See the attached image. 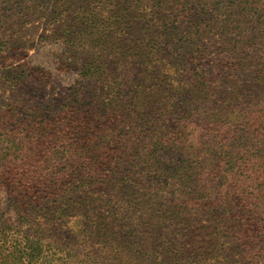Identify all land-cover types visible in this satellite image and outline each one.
I'll return each instance as SVG.
<instances>
[{"label":"trees","instance_id":"trees-1","mask_svg":"<svg viewBox=\"0 0 264 264\" xmlns=\"http://www.w3.org/2000/svg\"><path fill=\"white\" fill-rule=\"evenodd\" d=\"M1 1L7 9L0 12H8L16 27L38 15L55 20L68 9L56 0ZM90 1L93 10H83L90 21L84 31L92 28L85 34L91 39L83 46V62L65 64L80 71L77 86L83 92L71 90L69 120L53 126L80 132L83 157L54 162L39 157L31 166L37 172L19 177V189L0 201V264H257L249 262L242 245L261 232V220L253 216L262 198L254 193L259 184L251 192L245 189V229L236 228L237 214L228 218L225 206L210 210L213 185L214 201L231 197L222 191L231 170L223 168V179L215 176L213 151H203L204 142L187 144L179 123L197 124L213 146L245 154V174L263 177L264 106L254 104L257 96L248 99L264 82V50L252 54L264 44V0ZM240 10H245V28L250 30V19L255 32L251 37L245 30L250 65L247 61L235 75L213 70L203 62L205 43L215 31L222 30L220 37L229 26L240 25ZM187 55L195 61L192 68L181 64ZM15 117L9 108L0 114V124ZM37 126L40 139L47 133L43 117ZM59 140L35 142L36 149L26 155H0V164L31 165L38 149L53 148ZM146 151L142 165L156 166L150 183L132 174ZM200 151L209 154L206 161ZM256 157L260 161H251ZM236 169L244 172L242 166Z\"/></svg>","mask_w":264,"mask_h":264},{"label":"rangeland","instance_id":"rangeland-1","mask_svg":"<svg viewBox=\"0 0 264 264\" xmlns=\"http://www.w3.org/2000/svg\"><path fill=\"white\" fill-rule=\"evenodd\" d=\"M91 2L90 0H56L55 4L57 6L65 5L68 8L66 12L51 21L40 18V15H38V18L34 16L30 19L32 23H30L29 19L19 21V25H17L19 27H16L17 22L12 24L14 21L8 20V12H0V114L8 111L9 108L15 109L16 113L14 119H7L5 120L6 123L0 124V155L1 157H8L9 155L14 157L16 156L15 151H18L17 155H20V153L26 155L25 153H29L34 148L36 149L35 142H50L54 137L60 139L53 148H49L50 145H48L46 146L48 149H38L35 153V159L30 156L29 159H32L31 165L27 166L22 161L16 162L14 166H11L14 162L5 166L0 164L1 204L5 203L9 193H12L13 196L15 194L14 191L19 189V183L17 182L19 177L37 172L31 166H36L35 162L39 157H43V161L46 162L75 160L79 159L78 156L83 157L80 153L81 150H79L82 143L80 141V132L74 134L72 130L65 126L58 131L57 128L53 129V126L59 121L67 122L69 120L67 113L70 111H66V109L72 105L69 98L71 90L75 89L78 93L83 92L77 86L80 71L71 67L65 69V64L70 62H79L81 64L83 62V46L89 44L91 39L90 36L85 34L92 33V28L84 31L88 20L86 21V17H83V10L85 12L93 10L91 9ZM3 8L7 9L0 0V9L3 10ZM244 15L245 10H240L236 16L239 20H237L238 24H240L237 25L241 27L229 26L225 34H221L220 37H218L219 32L222 30L215 31V35L211 37V40L205 43V51H207L208 57H204L203 62L210 65L213 70H223L222 72L225 74L235 75L234 72H241L242 69L240 67L244 66L247 61V68L250 65L248 54L250 55L252 51L246 48V40L249 37L245 30L248 31L249 27L246 26L245 28ZM95 17L96 14H94ZM251 22L249 19L250 36L254 37L255 32ZM32 24L36 26L35 30L30 27ZM259 26L262 28V25ZM220 27L218 25L215 30ZM252 47L255 48V45H252ZM263 50L264 44H260L252 54L260 56ZM190 56L187 55L182 59L181 64L183 66L193 67L195 61L190 59ZM256 60L258 59H253V61ZM231 66L232 69H229ZM257 68L258 72L261 73L262 67L257 65ZM243 71H245V68ZM249 71L250 69H247V76ZM213 74L216 75L215 72ZM23 79L24 81L22 82ZM261 84V86L256 85V87L260 88L259 91L250 92L248 99L251 100L253 95L257 96V98L253 99V102L254 104H259L260 107L264 106V82ZM247 93L245 92V95ZM42 107L45 110H42ZM242 109L243 111L245 110L244 108ZM40 117H43L47 124V133L40 139H36V128L40 122ZM234 118L236 119V117ZM235 122L234 120V126L236 125ZM262 122L264 126V120ZM179 127L183 129L181 134L184 133L187 144L199 147L204 142L203 151L205 149L213 151L211 157L212 160H215L214 165L217 168L213 170L215 176L223 179V168L231 170L230 178H227L226 184L222 180V185H225L222 187V191L226 194H231V197L225 198L223 202L214 201L216 186L213 185L214 187H211L209 191L211 193H209L208 202L210 203L211 200L213 203L209 205L210 210L221 209L222 206H225L229 212L228 218L231 213H236V217L232 218V223L235 224L236 221H240L235 224L237 229H239V226L245 229V217L244 213H242V210L246 208L245 189L251 192V188H255L259 184L254 193L258 192V196H262V198L258 200V207L256 208L258 213L253 216L255 217L254 220H261V232H253L252 235L254 237L245 241L242 245V250L245 251V256H249V262L257 260V264H264V175L262 177V175L255 172L245 174V154L236 155L233 149L224 145L213 146L209 142V137L205 138V134L201 132V128L197 124L190 123V126H188L180 122ZM110 128L112 129L113 127ZM109 132L111 131H105V134H109ZM262 135H264V130ZM22 141L24 144H33L22 145ZM143 143H146V140H143ZM115 145L116 141H114L113 147ZM76 147L77 152L75 151ZM262 147H264V136L259 141V148L262 149ZM203 151L199 152V158L206 161L209 154ZM147 153L148 151L140 155L138 167L134 164L137 170L132 174L149 182L148 178L154 173L152 171L156 169V166L151 169L147 167L148 165H142V161L145 160L143 158H145ZM22 157L26 158V156ZM228 158H231L233 162L230 165H225L226 162L224 161L228 160ZM256 160L260 161L258 157L253 158L251 161L254 162ZM42 165L43 167L45 166V164ZM239 166H242L244 172L236 169ZM61 167L62 165L59 163L58 170ZM172 176L169 175L167 178ZM11 178L12 181L9 183ZM7 207L4 206L7 218L13 221L14 214L11 210H7ZM145 209L143 208L142 212ZM216 216L218 219L221 218L218 212ZM70 230L71 227L68 228V232H71ZM74 241L76 242L77 240ZM62 242L65 244L66 241Z\"/></svg>","mask_w":264,"mask_h":264}]
</instances>
